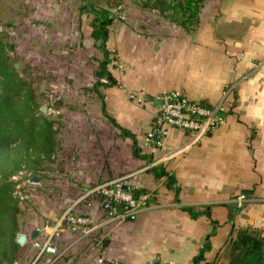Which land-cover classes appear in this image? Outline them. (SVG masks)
I'll list each match as a JSON object with an SVG mask.
<instances>
[{
  "label": "crops",
  "instance_id": "1",
  "mask_svg": "<svg viewBox=\"0 0 264 264\" xmlns=\"http://www.w3.org/2000/svg\"><path fill=\"white\" fill-rule=\"evenodd\" d=\"M202 2L196 23L183 22L172 7L165 12L157 7L164 15L173 14L168 23L150 22L146 30L132 32L129 27H116L123 43L121 47L117 43L116 59L121 55L124 63L112 68L118 83L103 88L107 110L137 135L152 160L136 156L133 139L117 126L116 138L107 133L101 138L99 154L89 138H70L74 148L86 150L76 154L67 168L74 182L64 184V189L75 192L76 199L52 223L23 225L27 240L35 230L39 238L56 230V241L67 255L58 256L57 264H114V260L142 264L151 259L189 264L213 224L206 214L192 217L182 204L210 205L212 217L219 221L200 264H226L228 243L239 227L255 226L264 235V0ZM228 87L229 112L223 111L226 115L213 129L195 138L174 129L161 143L146 139L160 106L157 94L176 89L193 99L217 103ZM159 164L176 175L179 202L166 177H156L150 170ZM120 176H125L126 187L152 191L146 207L127 219L107 221L101 197H85L77 203L83 188ZM74 202L73 211L90 214L98 226L86 232L74 228L67 218L59 224ZM26 246L23 255L28 260L35 250L31 243ZM101 256L105 261H100ZM43 258L48 255L39 264H55Z\"/></svg>",
  "mask_w": 264,
  "mask_h": 264
},
{
  "label": "rangeland",
  "instance_id": "2",
  "mask_svg": "<svg viewBox=\"0 0 264 264\" xmlns=\"http://www.w3.org/2000/svg\"><path fill=\"white\" fill-rule=\"evenodd\" d=\"M85 1L0 0V31L14 45L7 48V53L11 55L10 62L18 63L16 67L23 70L21 75L32 79L40 96V108L47 105L45 113L56 120L61 139L56 157L47 162V169L33 174L24 169L15 175L19 179L16 193L21 196L22 227L26 221L40 225L43 221L52 223L54 216H59L63 207L76 199L75 192L68 187L64 189L74 182L67 168L76 154L80 155L86 150L82 146L74 148L71 137L81 135L83 139L89 138L99 154L101 138H105L106 133L110 138H116L119 134L113 132L116 126L102 112V100L98 93L92 89L86 90L96 80L94 71L102 51L95 46L91 36L93 14L84 9ZM92 1L98 7L110 9L115 15L110 27L113 30L110 49L115 59L119 51L118 41L120 47L123 44L118 35L120 30L116 27H129L130 32L141 27L146 30L150 22L168 23L167 17L173 15L162 14L152 0ZM121 63L124 61L120 55L112 61L111 67L114 70ZM34 175H39L40 180L33 183ZM95 186L83 188L80 192L84 193ZM95 196L91 193L88 197ZM26 248H23L15 264L34 262V251L29 253L28 260L25 259L23 252ZM43 259L49 262L47 258ZM52 262L61 263L59 259ZM34 264H39V261Z\"/></svg>",
  "mask_w": 264,
  "mask_h": 264
},
{
  "label": "trees",
  "instance_id": "3",
  "mask_svg": "<svg viewBox=\"0 0 264 264\" xmlns=\"http://www.w3.org/2000/svg\"><path fill=\"white\" fill-rule=\"evenodd\" d=\"M163 12L173 8L183 22H195V16L203 0H152ZM184 2V3H183ZM84 9L93 14L91 19V36L95 46L102 51L98 58V67L94 74L96 80L92 86L86 87L98 93L102 100V112L108 120L120 128V133L133 139V152L136 156L152 160V154L144 152L137 135L129 128L123 126L106 106L105 92L102 87L115 85L118 78L114 74L111 63L115 59L112 50L108 46L110 27L114 21V13L106 7H98L92 0H86ZM13 48L4 32L0 31V264H15L23 248L35 238L32 233L25 244L18 242V235L23 232L20 216L22 213L21 196L16 193L19 179L15 175L19 171L28 169L34 172H42L48 168V161H53L60 147L59 127L56 120L40 108L39 94L33 85L32 79L21 75L19 69L7 53V48ZM207 106H213L205 100H200ZM226 112H229L226 108ZM156 177L165 176L166 184L176 191V200L179 202L181 186L174 173L166 169L165 165H153L150 168ZM35 173V174H36ZM134 195L149 193L152 191L144 187H127ZM102 202L104 197L100 196ZM154 197V196H152ZM151 197V198H152ZM123 206V203H120ZM192 217L197 218L206 214L213 224L212 230L207 234L206 241L200 247L198 253L189 264H200L206 258V251L211 248V235L217 230L219 221L212 217L210 205L198 207L192 204H182ZM110 206L106 208L108 211ZM233 215V210L232 214ZM54 242L59 246L54 237ZM107 244V238L102 239ZM63 251V249L60 247ZM228 262L226 264H264V235L260 228L255 226L239 227L235 237H231L227 246ZM63 255V254H62ZM46 256V255H44ZM42 256V257H44ZM41 257V258H42ZM102 257V256H101ZM39 258L37 262L41 259ZM59 259L49 256V262ZM36 263V262H35ZM48 263V262H47Z\"/></svg>",
  "mask_w": 264,
  "mask_h": 264
},
{
  "label": "built area",
  "instance_id": "4",
  "mask_svg": "<svg viewBox=\"0 0 264 264\" xmlns=\"http://www.w3.org/2000/svg\"><path fill=\"white\" fill-rule=\"evenodd\" d=\"M230 93V88L223 90L222 98L213 106H207L199 100L193 99L183 92L176 89H167L162 91L156 98L162 100L159 110L154 117V123L151 130L146 134V139L161 143L162 137L171 134L174 129H183L193 138L202 133H206L218 125L223 120L220 111L226 110V99ZM159 133L160 139L157 140L155 135ZM125 176H120L114 180L100 183L95 187L87 190L77 200V203L83 198L88 197L91 193L104 197V200H110V209L107 214V221H116L127 219L132 212L146 207L149 204V193H141L139 196L134 195L133 191L125 187ZM123 203V206L120 205ZM75 202L69 205L63 213L59 224L67 218L72 222L74 228L83 229L86 232L91 231L98 223L88 213L74 212ZM96 225V226H95ZM57 235L56 230H52L42 238H35L33 245L36 248L34 264L44 255L58 257L62 254L60 247L54 242ZM102 256L101 261H105ZM114 264H129L121 260H114ZM142 264H157L155 259H151ZM160 264H175L173 261Z\"/></svg>",
  "mask_w": 264,
  "mask_h": 264
},
{
  "label": "water",
  "instance_id": "5",
  "mask_svg": "<svg viewBox=\"0 0 264 264\" xmlns=\"http://www.w3.org/2000/svg\"><path fill=\"white\" fill-rule=\"evenodd\" d=\"M16 66L18 67L19 64L17 63ZM19 71H20V73L23 72V70H22L21 68H19ZM158 102L160 103V105L162 104V100H159ZM42 110H43L44 112H47V110H48L47 105H43V106H42ZM220 115L225 116L226 113L220 111ZM155 138H156L157 140H159V139H160V134L157 133V134L155 135ZM39 180H40V176H39V175H34V176L32 177V180H31V181L34 183V182H37V181H39ZM126 186H127V185H125V187H126ZM110 204H111V201L108 200V199L105 200V201L103 202V206H104L105 208H108V207L110 206ZM67 220H68V219H67ZM37 233H38V231L35 230L34 233H33V237H36ZM17 240H18L19 243H21V244H25V243H26V240H27V234L24 233V232L20 233V234L18 235V237H17ZM156 262H157V264H160L161 261H160V260H157Z\"/></svg>",
  "mask_w": 264,
  "mask_h": 264
}]
</instances>
